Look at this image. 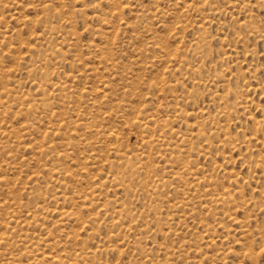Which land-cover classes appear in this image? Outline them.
Masks as SVG:
<instances>
[{"label":"rangeland","instance_id":"374dc122","mask_svg":"<svg viewBox=\"0 0 264 264\" xmlns=\"http://www.w3.org/2000/svg\"><path fill=\"white\" fill-rule=\"evenodd\" d=\"M0 264H264V0H0Z\"/></svg>","mask_w":264,"mask_h":264},{"label":"bare ground","instance_id":"6f19581e","mask_svg":"<svg viewBox=\"0 0 264 264\" xmlns=\"http://www.w3.org/2000/svg\"><path fill=\"white\" fill-rule=\"evenodd\" d=\"M131 172V171H130Z\"/></svg>","mask_w":264,"mask_h":264}]
</instances>
